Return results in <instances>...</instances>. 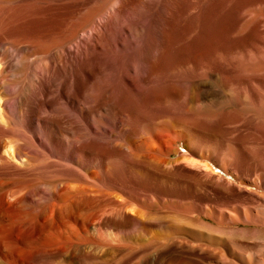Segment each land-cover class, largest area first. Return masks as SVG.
<instances>
[{
    "label": "bare ground",
    "instance_id": "bare-ground-1",
    "mask_svg": "<svg viewBox=\"0 0 264 264\" xmlns=\"http://www.w3.org/2000/svg\"><path fill=\"white\" fill-rule=\"evenodd\" d=\"M174 2L112 0L102 9H91L61 36L48 40L46 55L43 53L45 56L34 63L19 58L20 54L28 53L30 45L0 38V75L6 70H31L27 82L0 83V94H5L0 97V197L18 194L15 202L19 208L16 210L23 207L20 208L22 202L26 204V199L43 202L41 208L35 210L36 219L38 222L50 221L48 227L64 232L63 237L59 233L61 238H57L54 249L71 254L74 264H103L105 261L101 256L107 258L106 250L111 254L110 248L117 244L116 235L126 236V241L131 232L138 229L148 232L150 226L165 231L167 236L178 234L185 241L191 239V242L187 241L191 251L210 255L224 252L220 258L218 256L222 264H264V179L252 184L249 178V173L252 176L264 174V148L262 145L263 149L259 148V144V149L256 148L257 141L264 143V116L258 114L264 110V69L253 62L257 59L264 63V0H249L239 6V21L250 23L251 30H256L249 48L247 46L244 52L235 50L232 55L233 50L228 53L226 46L216 49L217 46L196 57H188L192 65L187 64L189 59L186 63L173 62L175 59L170 61L166 57L169 52L165 55V51H169L165 50L169 41L168 19ZM170 14L172 18L173 13ZM212 66L214 69L211 70ZM49 84L54 87L51 92ZM215 87L217 92H214ZM232 87L238 91L233 90V93ZM55 92L54 96H49ZM205 96H210L211 100L218 96L232 102L223 118L229 126L242 128H237V132L242 130L244 133L240 138L245 149L243 146L242 150L235 148L232 152L221 150L229 161H233L231 173L225 172L228 176L234 173L235 182L220 174L213 177L215 169L208 163L202 164L206 169L202 179L215 188L228 191L231 196L228 205L241 208L248 204L251 211L260 212L259 216L247 215L238 219L245 226L228 229L225 232L228 240L216 237L215 234L223 233L213 230L201 218H195L192 212L193 215L187 211V214L173 211L172 216L168 214L170 219L166 217L168 220L149 223L146 213L136 209L138 215L142 213L140 217L145 214L141 220L133 212L135 208L130 207L149 200V194L183 202L190 198L197 201L177 192L181 189L198 193L199 186L180 187L171 183L165 188L164 178L172 168L170 155L174 151L178 153L173 147L176 140H180L185 148V153L179 156L187 155L188 158L208 146V127L205 123L199 126L203 122L198 123L197 105H194ZM158 120L164 121L168 129L160 133L154 131L151 125ZM148 128L151 130L149 136ZM37 154L45 163L25 169L27 161ZM242 172H249V176H243L246 174ZM56 176L69 182L29 186L38 177ZM253 187L255 190L251 189ZM236 191H243L245 195L240 196ZM11 203L7 204L10 206ZM16 204L7 207L12 210ZM147 215H151L149 219L153 218L152 214ZM11 216L12 219L15 217ZM45 225L47 227V222ZM15 232L2 234L8 239L7 234ZM15 234L13 238L9 236L14 242L20 236ZM6 239L10 246V239ZM22 254L25 253L22 251ZM53 254L51 251L50 255ZM24 257L23 261L27 262L25 259L29 257ZM14 259L15 262L18 260Z\"/></svg>",
    "mask_w": 264,
    "mask_h": 264
},
{
    "label": "rangeland",
    "instance_id": "rangeland-1",
    "mask_svg": "<svg viewBox=\"0 0 264 264\" xmlns=\"http://www.w3.org/2000/svg\"><path fill=\"white\" fill-rule=\"evenodd\" d=\"M108 1L111 2L112 0H0V38L5 39L7 42H23L25 46L30 45V50L28 51V53L20 54L19 58L23 59L24 61L27 60L30 63H34L35 61L38 62V60H41L46 55L45 50H46V43H48L47 42L48 40L61 36L66 30H69L74 25V23H76L82 17H84L88 11H90L91 9H94V10L102 9L103 6L109 3ZM175 2H178V4L176 5ZM175 2H174L172 11L170 10V13H173L172 18H171V14L169 13V19H168L169 29H167V34H169L168 35L169 41H168V45L166 46L167 48L165 49V50H169V51H165V55L166 53L169 52L166 55V57L167 58L169 57L170 61L175 59L173 60V62L179 60L183 63L185 60H188L190 57L191 58L196 57L198 56V53L200 54V53L208 52L211 48H216L217 46L218 47L216 49L220 47L224 48L226 46L225 48H227L228 51H230L228 53H231L233 50L232 52V55H233V53L236 52L235 50L237 51L239 50V52H244L247 46L248 48L250 47V42H253L254 40V37L256 35L255 34L256 30L254 29V32L253 30H251V28L253 29V27H251L250 23L243 24L241 23V21H239V6L242 3L249 2V0H208L207 2H205L204 0V3L202 0L201 1L199 0L198 1L197 0H178L176 1L175 0ZM172 25L173 27H171ZM170 38H171V42H170ZM172 41H173V44H172ZM15 48H18V46ZM52 55L53 54L49 56L50 59L52 58ZM190 61L191 60L189 59L188 62L185 61L184 63L187 62L188 64ZM253 62L259 68L264 69L263 62L257 59L253 60ZM232 64H234V62ZM188 65H192V64L189 63ZM212 69H214L213 66L211 70ZM28 70L26 68L15 69L14 71L6 70L2 72L0 75V83L2 85H5V84L6 85H16V84L21 83L22 81L27 82V76L31 72L30 69ZM217 84H219L218 81H217ZM49 86L51 87V84H49ZM51 88H49L51 89L49 90L50 92L53 91L54 87L52 86ZM234 88L235 87H232V91L234 90L235 92H237L238 89L236 91ZM214 89H215L214 92L218 91L217 87H215ZM192 92H194L193 89H192ZM194 93H191V94H194ZM55 94L56 92L53 95L49 94V96H54ZM1 96L5 97V94L4 93L0 94V97ZM209 97L210 96L208 97L205 96L204 99H202L200 103L194 104L195 106L197 105V107L195 108L197 112L196 114L199 116V119H200V120L198 119L199 120L198 123L199 122L201 123V120L203 122V124L201 123L199 126L201 125L203 126L205 123V126L208 127L207 128L208 132L206 136H207V139L210 138L209 140H207L209 142L208 143L209 147L206 146L204 150L198 153H195V155H192V157L194 156L193 158H188L187 155L185 157L179 156V154L185 153L184 152L185 148H184L183 143L180 140H176L173 147L175 150L177 149L178 153H175L174 151L172 152L173 154H171L169 157V159H171L170 161L171 162L173 161L172 168L170 169L171 171L167 172L164 178L167 184L164 181L165 186L163 185L165 188L167 187L168 184H171V183L174 184V186L180 185V187L181 186H192V185L197 186V187L199 186L198 193H195L191 190L182 191L181 189H179V191L177 192L178 195H184V196L186 195L189 197H194L197 201L190 198L189 200L185 199L183 202V200L175 199L171 197H164L159 194H153V196L152 194L151 195L149 194L147 196L148 199L150 198L149 203H148L149 200H147L144 203H141L142 206L141 204H139V205H132L130 207L135 208L134 210L133 209L132 210L137 217H140L139 215L142 214L141 213L138 215V212L140 213V211L146 213V217L148 216L147 222L149 223L153 222V220H168L172 216L171 214H173L174 212H181V211H183L181 213H184L185 211H187L188 213L192 212L194 213V215L192 213L191 214L195 216V218L196 217L199 219L201 218V220H203L204 222H207L213 230H220L223 234L221 235L215 234V236L221 238V240H224L226 238L225 232L228 229L240 228V227L245 226V225H242L241 222H238L240 221L238 219H242L243 217L247 215L248 216L249 215L259 216L260 212L258 210L251 211L248 204H246L245 206L242 205L241 208L235 206V204H232L233 206L228 205L229 202L231 201L230 193L226 191L225 189H220L219 187L215 188L213 187V185L208 184L202 179L203 174H204L203 172L206 171V169L203 167L202 164L208 163L210 164V167L215 169L214 173L213 174L211 173L213 177H215L217 174L218 175L220 174L226 179L231 180L232 178V181L235 182L236 176L234 173H232L233 174L232 176H228L226 174V172L231 173L230 166L231 164H233V161H231V159L229 161V158L222 151L227 150L228 152V150L229 151L231 150L232 152V150H236L235 148L242 150L243 146L245 149V143L243 139L240 138V136H242V134L244 135V133H242L243 132L242 130H240V132H237L241 127L236 126V128H233V126L231 125L229 126L226 123V119H224L226 117V112L228 111V109L232 107V102L227 99L218 97V96L214 97L215 99L212 98V100H211V97L210 98ZM177 106L179 105L177 104ZM193 106H191L190 109ZM176 109H178V107ZM263 111L261 113L258 112L259 115L261 114L260 115L261 117L264 116ZM208 114L209 116H207ZM206 119H209V121ZM154 123L151 125V127L153 130L155 129L156 132L158 133H160L161 131L163 132V129L164 131L168 129L164 121L158 120ZM229 127H231V129L233 130H231ZM176 130H179V129H176ZM234 130L235 132H237V134L234 132ZM230 131L234 132L235 134L234 133L233 135L230 134L231 133ZM150 132L151 130L150 128H148L147 129L148 136L151 134ZM241 140L243 142H240ZM258 144L259 146L262 145V147L264 148V143H262L261 141H257L256 142L257 149L259 148L263 149L261 146L258 148ZM182 157L184 158L182 159ZM43 160L44 159L41 155L37 154L35 156H32L27 161V165L25 166L27 168L25 167L24 168L25 169H28L29 167L33 168L37 165L43 164L45 163V161ZM229 162H232V163H229ZM248 173L249 172L247 173L242 172V174H246L243 176L248 177L249 175H251L249 176V178L252 184H254L259 179H262V180L264 179V174L262 176L261 175L252 176L251 173H249V175ZM67 180L68 179L66 178L64 179L58 176L45 177V178L38 177L32 180L29 186L34 187V186H41L43 184L44 185H56L59 182H69ZM70 182H73V180H71ZM251 189L255 190L254 187ZM233 190L234 189L232 188V191ZM222 191H225V192H222ZM236 194L240 196L245 195L243 191L237 192ZM7 195H9L10 198ZM13 195L14 196L16 195V196L12 197ZM6 196L8 200L5 199ZM0 198L2 199V200L0 199L1 201L0 206L4 207L0 209V212H1L0 213V217H1L0 225L1 223L6 225L5 227H3L4 225L0 226V232H1L0 233V240H1L0 241V263L1 264H10V263L13 264L15 262V259H14L15 257L18 258V260L16 259V262L14 264H20V263L21 264H24V263L25 264H74L71 254L69 255V253L63 254L60 252H56L54 249L55 248L54 246L57 244L58 239L61 238L59 237L61 236V234L59 233H62V237H63L64 232L57 231V229L55 230L54 227L52 226L48 227V225L49 226L51 225L50 221H45V222L37 221L36 218H38V216L36 215L37 213L35 212V210L38 211V209L41 208L40 206H42L43 202L41 201L33 202L29 199H26L25 205H23L24 202L20 204V208L23 206L22 207L23 209L21 208V209L16 210L15 208H19V204H16L15 202L19 198L18 194H12V195L5 194L3 197H0ZM6 202L9 204L12 202L11 205L16 204L15 205L16 207H12L11 208L12 210H10L8 209V207H11V205L9 206ZM245 202H248V201L245 200ZM224 203L226 204L228 203V204L226 205ZM192 205L193 207H191ZM223 205H225L226 207ZM190 207L192 208V210L194 208V212L190 210ZM186 208H189V209L185 210ZM136 209L139 211L137 212ZM227 209H230L232 212L234 211L233 212L234 214L228 211ZM9 213H11L12 215H15V217L17 218V221L15 220L16 219L15 217H14L15 219L14 218L12 219V216ZM147 214H152L153 218L149 219L151 215H147ZM165 214H167V216H165L164 218L163 215ZM168 214H170L171 216L169 215L168 217ZM144 215L142 216L143 219H144ZM154 215L157 217L159 216L160 217L158 219H155L157 217H155ZM18 216H19V219H18ZM232 216H234V219L232 218ZM142 217H140L139 219L143 220ZM166 217L168 219H166ZM236 220L237 222H234ZM14 221L16 222L14 223ZM46 222H47V227L45 225ZM13 230L14 232L15 231L18 232V233L15 232L17 235L18 234L20 235V236L18 235L19 238L16 236L18 238L17 239L18 241L16 240L15 242L17 243H15L14 240L12 241V239H10V237L13 238L12 235H14L15 233L14 234L12 233L10 235L7 234L8 236L7 238L10 239V241L6 239V237H3L4 234L6 236V233H10L11 231L13 232ZM145 230H143L142 232V230L138 229L137 231L136 230L133 231V233L131 232L130 234L131 237L129 236L127 239L129 241L126 240L128 243L124 240L126 236L124 237L121 235V238H120L119 237L120 235L119 236L116 235V237L118 236L117 238L115 237L117 244L116 246L114 245V247L110 248L111 254H109L110 253L109 251L106 252L107 251L106 250L104 251V253H108L107 254L108 256L105 254L107 258L105 259V257H103L104 255L101 256V258L104 259L106 264H110L111 261H113V263L111 262L112 264H217V263L222 264L220 260L218 261V256L220 258V254L222 253L224 254V252L217 251L220 253L215 252L213 253L214 255H212V253L211 255L210 253H207L208 254L207 255L206 253H203L202 251H200L201 252L200 253L198 250L197 251L192 250L193 251L192 252L190 248L188 247L190 244L188 242L189 241L191 242V239L189 240V238L187 239L188 241L187 242L184 239H181L182 236L178 234H173V236L172 235L167 236L165 231H161L153 226H150L148 228V232L147 231L144 232ZM192 230H195V228ZM23 233L25 235H23ZM1 234L3 238L1 237ZM27 234L30 236H28ZM20 237H22L23 239L21 240ZM65 237L66 236H64V238ZM4 238L6 239V241L8 240L10 242L9 245L11 244L12 246L11 245L8 246V243L5 242ZM24 238L25 240L26 239L28 240L25 241ZM119 238L122 241L119 240ZM154 238L157 240L160 238L161 239L157 241ZM19 240H21L22 242ZM225 240H228V239H225ZM35 242H36V245L34 244ZM13 245L18 246V247L14 248ZM124 245L126 247L130 246V249H128V247L126 248ZM2 246L5 248H3ZM116 248L118 250H116ZM8 249L15 250V253H11ZM21 249L23 253L25 254H22ZM112 249L114 252L112 251ZM51 251L52 253H54L53 255H50ZM20 252H21V256L19 257L18 255H20ZM10 253L12 255H10ZM16 253H18V255ZM112 253H114V255ZM115 253H116V256H115ZM22 255L29 257V259L28 258L25 259V261L27 262L23 261ZM38 256L41 257V259L42 258L43 259L41 260L40 258H38ZM58 256L63 258V260H61V258L58 259L59 258ZM47 258H51V259L47 261L46 260ZM68 258L69 260L71 258L72 259L68 261L67 260ZM106 260H109V261L107 262ZM62 261L66 263H63ZM105 263L103 262V264ZM253 263L254 262H252L251 264Z\"/></svg>",
    "mask_w": 264,
    "mask_h": 264
}]
</instances>
